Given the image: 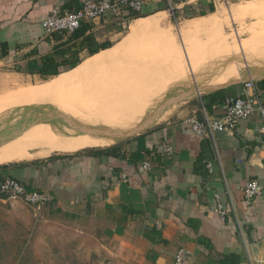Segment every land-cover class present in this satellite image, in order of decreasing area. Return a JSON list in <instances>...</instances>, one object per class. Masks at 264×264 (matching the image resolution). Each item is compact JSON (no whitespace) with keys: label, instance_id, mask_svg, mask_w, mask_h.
Listing matches in <instances>:
<instances>
[{"label":"crops","instance_id":"crops-1","mask_svg":"<svg viewBox=\"0 0 264 264\" xmlns=\"http://www.w3.org/2000/svg\"><path fill=\"white\" fill-rule=\"evenodd\" d=\"M86 1L0 0V65L39 76L36 68L47 59L60 63L76 53L83 57L86 44L47 35L42 22L56 7L77 11ZM200 1L182 4L173 14L168 0H145L142 17L125 20L131 30L138 20L166 14L168 24ZM118 20L90 23L97 43L111 46L99 53L114 48L111 37L126 27ZM260 83L256 94L264 104ZM225 91L226 98L236 97L242 85ZM207 96L175 106L147 132L118 144L0 166V184L11 177L50 193L63 210L81 212L83 224L92 218L105 236L126 244L142 264H175L181 248L191 254L187 264H264V121L255 115L214 140L199 136L189 119L204 121V110L209 117L225 114L224 102L214 104ZM165 145L173 152H165ZM146 161L150 172L140 170ZM250 181L259 182L262 191L248 203L243 189ZM220 205L224 217L217 212Z\"/></svg>","mask_w":264,"mask_h":264},{"label":"rangeland","instance_id":"rangeland-1","mask_svg":"<svg viewBox=\"0 0 264 264\" xmlns=\"http://www.w3.org/2000/svg\"><path fill=\"white\" fill-rule=\"evenodd\" d=\"M199 3L193 9H189L182 14L177 20L172 19V22H168V24H166V14H160L144 21L138 20V24L130 30L131 24L125 20L128 15L117 17L119 18L118 22L124 21L126 27H121L118 36L111 37V40L116 43L113 47L122 45L138 27H147L148 34L138 36L140 40L137 37L130 51L127 52L125 60L120 61L116 67L105 70L101 75L103 79L111 75L114 80H120L118 81V83L120 82L118 87L136 85L135 88H139L138 91L147 95L151 94L161 84L162 81L159 79L164 80L165 74L168 73L166 67L169 63L167 62L168 51H163L159 41H155L160 32L166 34L173 32L182 61L187 69L194 73V67L190 66L188 61V55L190 56L188 50L191 46H194V43H200L205 38L215 35L216 43L223 48L233 50V56H240V47L244 42L264 37V0H229V6L224 0H201ZM203 16H210L200 21L204 26L203 30L185 38L183 31L189 20ZM181 27H184L183 31ZM106 39L109 40V38ZM121 41L123 42L121 43ZM252 45L254 44L250 46ZM186 51L188 54H186ZM245 56L247 57L246 52ZM87 57H89L88 52L80 59L84 61ZM241 60L244 61L242 58ZM223 61L224 58H211L203 63L200 68L206 70L207 67H219ZM245 66L247 65L241 67V73L247 69ZM19 71L20 69H15V67L0 65V81L5 75L13 76L4 78L8 83H10L9 78L13 79L10 84L12 90L16 89L18 85H38L45 82L40 76H28ZM163 75L164 78H162ZM140 76L142 77L141 81L135 84L131 83ZM104 81L107 82V80ZM206 83L200 81L199 85ZM1 86L2 81L0 83V93ZM191 86H194V84ZM181 88L183 87L173 88L166 92L162 98H154L148 112H152L169 94ZM156 99L157 101H155ZM18 100L19 95L17 94L14 103L8 102L0 109V129L10 125L11 127L15 126L21 120L23 124L20 129L23 130L28 125L27 121L37 118L39 115L38 111L30 108H14ZM41 107H43V111H50L53 108H45L42 105L36 106V108ZM19 109L23 111L21 112ZM172 110L175 109L172 108ZM168 112L162 118H165ZM61 127L63 133L70 135L68 133L69 129L65 128L63 124H61ZM58 131L61 132L59 129ZM77 133H74V135ZM114 144H104L99 147H109ZM38 160L17 161L0 166L13 168L18 165L35 163ZM6 197V199L0 198V264H142L141 260L133 255L126 244L121 243L122 241L118 239L113 240L111 237L105 236L94 225L92 218L88 219L89 221L85 224L79 221L81 212L63 210L53 200L41 209H35L27 205L22 199Z\"/></svg>","mask_w":264,"mask_h":264},{"label":"bare ground","instance_id":"bare-ground-1","mask_svg":"<svg viewBox=\"0 0 264 264\" xmlns=\"http://www.w3.org/2000/svg\"><path fill=\"white\" fill-rule=\"evenodd\" d=\"M204 19L196 18L189 21L183 31V36L188 38L190 34L203 30L204 26L200 21ZM143 34H148L147 27H138L133 35L119 47L100 52L76 68L42 84L18 85L16 89L12 90L10 84L13 79L9 78L10 83L6 79L2 80L0 109L8 102L14 103L15 96L18 94L19 100L14 108H30L37 111L43 107L36 108V106L54 107L63 114L88 126L102 125L116 131L130 132L139 128L152 114L153 111L148 112L152 100L156 97L162 98L166 92L173 88H186L193 84L199 86L200 81L202 83L207 82L201 84L203 86L225 85L242 78L241 67L245 64L247 66H264V37L244 42L240 47V56H233V50L221 47L216 43V36L212 35L200 43H194V46L188 50L190 52L188 61L190 66L194 67L195 74L187 69L182 61L173 32L168 34L160 32L155 41H159L163 51H168L167 62L169 63L166 66L168 73H164L165 78L164 75L162 77L164 80L159 79L162 81H160L161 84L151 94L147 95L138 91L139 88H135L136 85L118 87L120 80H114L111 75H109L111 78L108 76L103 79L102 73L125 60L127 52L130 51L137 37ZM251 44L254 45L250 46ZM186 54H188L187 51ZM211 58H224V61L219 67L211 65L212 67H207L206 70L201 69L203 63ZM241 58L244 60L243 62ZM141 79V76L137 77L131 83L135 84ZM10 127L11 125L1 128L0 133L7 132ZM68 133L70 135L61 133L50 124L40 123L33 126L30 130L23 132L21 137L9 141L8 144L0 148V165L17 161H34L56 154L75 153L86 147L115 143V140L111 138L89 134L74 135L76 132L73 130H69Z\"/></svg>","mask_w":264,"mask_h":264},{"label":"built area","instance_id":"built-area-1","mask_svg":"<svg viewBox=\"0 0 264 264\" xmlns=\"http://www.w3.org/2000/svg\"><path fill=\"white\" fill-rule=\"evenodd\" d=\"M191 0H168L169 9L182 4H188ZM146 6L145 0H88L77 11H70L56 7L51 14L42 22L47 35L71 36L79 30L83 24L92 23L95 20L109 17H121L135 12L142 13ZM257 83L248 82L242 85L240 95L228 97L224 101L225 114L222 117H209L204 110L205 120L200 121L196 118L188 120L192 130L199 136L215 139L221 133H231L239 126L241 121L247 120L255 115L262 117L264 121V104L256 94ZM164 151L172 153L173 149L165 145ZM152 165L146 161L140 166L143 172H150ZM211 171V166H208ZM262 191V187L257 181H250L243 189L245 200L250 203ZM0 193L10 198L22 199L27 205L35 209H41L47 203L53 200L50 193L30 189L25 184L7 178L0 184ZM222 217L225 216V210L220 205L217 211ZM190 252L181 248L175 257V264H187L190 259Z\"/></svg>","mask_w":264,"mask_h":264},{"label":"water","instance_id":"water-1","mask_svg":"<svg viewBox=\"0 0 264 264\" xmlns=\"http://www.w3.org/2000/svg\"><path fill=\"white\" fill-rule=\"evenodd\" d=\"M176 12L177 10H174L173 14H175ZM248 82H256V83L264 82V66H247V69L243 72L241 79L231 81L225 85H220V86L194 85L186 88L183 87L177 91L175 90V92L169 94L153 110L152 114L147 118L146 121H144L139 126V128L130 132H120L118 130L116 131L115 129L106 128L102 125L88 126L77 121L72 117L70 118L69 116H66L65 114H63L54 107L51 108L50 111L48 110L43 111L42 109L41 110L39 109L37 111L39 112L40 116L38 115L37 118L27 121L28 125L23 130L20 129L23 122L19 120V122L15 126L10 127L7 132L0 133V148L8 144L9 141L16 140L17 138L21 137L23 132H25L26 130H30V128L40 123L50 124L61 130V133H63V130L60 128H62L61 124H63L65 128L78 132L75 135L89 134L91 136L111 138L115 140V144H118L120 142L137 137L147 132L161 119L164 113L168 112L175 106L184 104L186 102L192 101L202 96L212 95L220 91H225L232 87L241 86Z\"/></svg>","mask_w":264,"mask_h":264},{"label":"trees","instance_id":"trees-1","mask_svg":"<svg viewBox=\"0 0 264 264\" xmlns=\"http://www.w3.org/2000/svg\"><path fill=\"white\" fill-rule=\"evenodd\" d=\"M142 17L141 13L137 14L135 12H130L128 14V18H139ZM91 26L88 23H85L82 25V27L77 30L74 34L69 36V41L78 42L80 41L83 44H86L85 48L87 49V52L90 56H93L97 53H99L100 49H107L110 46V44H98L94 36L90 33ZM59 37V36H58ZM82 47V46H81ZM4 51V49H3ZM65 54V53H63ZM8 55L6 52H2V57ZM82 63L79 55L73 54L71 58L66 59L60 63H56L54 59H47L41 68H36V74H39V76L44 79V81H48L49 79H52L54 77H57L58 75L68 72L74 68H76L78 65ZM262 84L264 82H261ZM260 83V84H261ZM209 100L212 103H218V102H224L226 98V91H220L218 93L212 94L207 96ZM7 166H3V168H6ZM1 199H6L7 197L5 195H0Z\"/></svg>","mask_w":264,"mask_h":264}]
</instances>
